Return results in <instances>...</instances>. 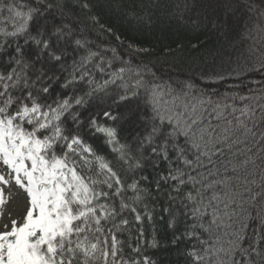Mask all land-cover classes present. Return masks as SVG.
Segmentation results:
<instances>
[{"label": "snow or ice", "instance_id": "obj_1", "mask_svg": "<svg viewBox=\"0 0 264 264\" xmlns=\"http://www.w3.org/2000/svg\"><path fill=\"white\" fill-rule=\"evenodd\" d=\"M112 17L225 39L177 91ZM242 20L264 0H0V264H158L145 223L195 241L185 264H264V59H232Z\"/></svg>", "mask_w": 264, "mask_h": 264}, {"label": "trees", "instance_id": "obj_2", "mask_svg": "<svg viewBox=\"0 0 264 264\" xmlns=\"http://www.w3.org/2000/svg\"><path fill=\"white\" fill-rule=\"evenodd\" d=\"M111 24L124 40L125 45L133 43L137 47L148 50L147 55L137 54L136 61L144 60L150 66H154L153 70L159 78L157 82L171 83L177 91H179L178 82L187 80L189 75L198 76L204 66L212 64L216 50L220 48L225 39L223 36L218 37L214 32L197 35L194 31L178 27L167 21L150 29L145 28L143 31L129 27L118 17H112ZM194 45L198 46L193 47ZM228 51L232 53L234 61L239 57L242 66L246 61L255 62L264 59V22L242 20L236 29V34L228 42ZM125 59H128L127 55ZM235 82L229 81L228 83ZM196 87L200 92L218 91L221 94L225 92L223 87H217L216 84L207 85L205 81H198ZM166 99H171V97H166ZM143 227L149 240L152 238L153 227L159 229L160 247L147 249L152 259L158 264H185L184 252L195 241L185 239L178 245H173L171 235L165 237L162 225L145 223ZM135 237L136 233L132 231L131 234L126 233L122 239L126 238L134 244Z\"/></svg>", "mask_w": 264, "mask_h": 264}, {"label": "rangeland", "instance_id": "obj_3", "mask_svg": "<svg viewBox=\"0 0 264 264\" xmlns=\"http://www.w3.org/2000/svg\"><path fill=\"white\" fill-rule=\"evenodd\" d=\"M12 194V201L11 203L7 206L6 211L7 212H19L20 211V205L22 204V194H17V189L12 188L9 190Z\"/></svg>", "mask_w": 264, "mask_h": 264}]
</instances>
